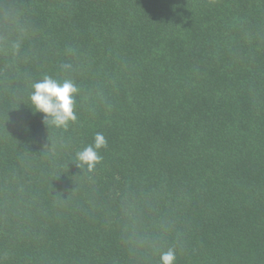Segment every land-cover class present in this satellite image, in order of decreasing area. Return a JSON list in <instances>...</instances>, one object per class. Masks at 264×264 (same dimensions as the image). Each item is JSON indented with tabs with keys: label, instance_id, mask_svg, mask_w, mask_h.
I'll use <instances>...</instances> for the list:
<instances>
[{
	"label": "trees",
	"instance_id": "obj_1",
	"mask_svg": "<svg viewBox=\"0 0 264 264\" xmlns=\"http://www.w3.org/2000/svg\"><path fill=\"white\" fill-rule=\"evenodd\" d=\"M45 77L77 89L67 127L31 102ZM170 248L264 264V0H0V264Z\"/></svg>",
	"mask_w": 264,
	"mask_h": 264
},
{
	"label": "clouds",
	"instance_id": "obj_2",
	"mask_svg": "<svg viewBox=\"0 0 264 264\" xmlns=\"http://www.w3.org/2000/svg\"><path fill=\"white\" fill-rule=\"evenodd\" d=\"M31 102L35 109L44 114L45 122L56 127H67L70 121L76 120L73 110V96L77 92L71 81L65 80L58 83L56 80L45 77L33 85ZM107 141L103 133H97L93 144L77 153L81 165H86L89 170L100 161L98 150L105 147ZM176 252L168 249L160 255V264H175Z\"/></svg>",
	"mask_w": 264,
	"mask_h": 264
}]
</instances>
